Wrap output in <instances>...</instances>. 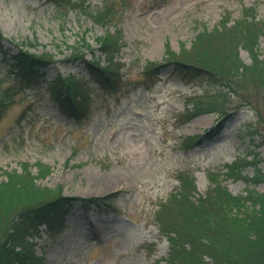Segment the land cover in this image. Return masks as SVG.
<instances>
[{
  "label": "rangeland",
  "instance_id": "obj_1",
  "mask_svg": "<svg viewBox=\"0 0 264 264\" xmlns=\"http://www.w3.org/2000/svg\"><path fill=\"white\" fill-rule=\"evenodd\" d=\"M249 6L264 19V0H86L83 7L0 0L5 46L13 53L11 41L32 42V53L49 52L57 61L44 69V81L22 89L3 73L6 66L0 57V90L15 86L13 102L0 119V180L4 170L21 171L24 163L37 174L35 164L40 162L51 167L50 174L38 179L44 187L61 186L65 195L85 198L117 194L115 208L106 212L73 208L68 228L56 238L44 231L37 238L28 235V241L36 242L42 264H157L167 256L169 242L155 213L178 189L180 173L193 177L196 197L213 186L210 173L220 175L219 182L234 195H244L248 188L264 193V182L226 175L228 165L260 142L246 134L249 124L259 123L258 115L247 106L235 109L242 99L229 101L226 107L233 111L224 118L205 113L183 123L191 97L215 91V84L202 78L183 80L171 64L158 76H144L148 62H162L167 42L175 52L182 45L189 48L204 28H215L226 15L234 23ZM92 14H102L103 21ZM116 33L124 42L117 59L127 85L115 94L93 90L88 118L80 123L66 118L45 88L46 81L58 72L82 69L83 63L72 56L82 37L92 48L85 50L86 58H104L96 38ZM258 50L264 60V35ZM240 55L251 62L247 50L241 48ZM251 100L264 116V92ZM223 120L224 129L213 140L184 146V139ZM241 167L244 175H254L253 165ZM258 167L264 170V162Z\"/></svg>",
  "mask_w": 264,
  "mask_h": 264
},
{
  "label": "trees",
  "instance_id": "obj_2",
  "mask_svg": "<svg viewBox=\"0 0 264 264\" xmlns=\"http://www.w3.org/2000/svg\"><path fill=\"white\" fill-rule=\"evenodd\" d=\"M48 1L60 7H83L86 0ZM92 16L98 22L103 21L102 14ZM262 35L264 19L257 18L255 6L244 7L240 19L231 23L229 15L224 16L215 28L200 31L189 48L182 45L175 52L167 42L162 62H148L144 69V76H158L166 64H171L174 74L183 80L202 78L215 84V91L191 97L183 123L205 113H215L221 118L228 116L233 109L226 105L233 97L243 101L235 109L247 106L258 115L259 123L249 124L246 134L253 142L259 137L260 142L253 144L244 157L228 165L226 172L229 177L255 183L264 182V170L258 167L264 162V116L251 102L252 96L257 98L264 92V60L258 50ZM5 41L0 30V57L6 66L3 73L12 76L22 89L39 85L44 81V69L57 62L49 52L32 53L28 48L35 46L32 42L11 41L16 48L12 53ZM81 41V47L75 48L72 56L83 63L82 69L67 75L58 72L45 86L59 112L78 123L91 113L88 110L93 90L115 94L127 85L124 66L117 59L124 45L121 33L96 38L104 58H86L85 50L92 51V48L84 37ZM241 48L248 51L249 64L242 59ZM14 89L15 86L0 90V119L13 102L11 90ZM223 129L224 120L201 135L187 137L183 144L188 147L211 141ZM259 148L263 151H258ZM247 164L253 165V176L243 174L241 166ZM35 165L37 174H33L28 163L22 164L21 171H3L0 264H42V257L36 254L35 240L28 241L27 236L37 238L44 231L50 238H56L68 228L67 216L75 207L85 212L115 208L116 193L85 198L65 195L61 186L40 185L38 179L50 174L51 167L40 162ZM219 177L210 173L213 186L206 194L196 197L193 177L187 173L178 175V189L159 204L155 213L157 225L169 242L167 256L157 260V264H264V193L248 188L246 194L234 195L219 182Z\"/></svg>",
  "mask_w": 264,
  "mask_h": 264
}]
</instances>
